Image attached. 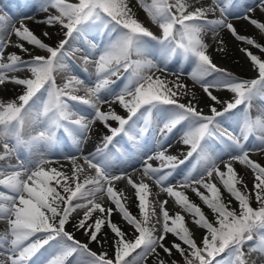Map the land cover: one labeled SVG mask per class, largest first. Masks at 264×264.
I'll list each match as a JSON object with an SVG mask.
<instances>
[{"label":"snow or ice","instance_id":"obj_1","mask_svg":"<svg viewBox=\"0 0 264 264\" xmlns=\"http://www.w3.org/2000/svg\"><path fill=\"white\" fill-rule=\"evenodd\" d=\"M9 85L0 264H264V0H0Z\"/></svg>","mask_w":264,"mask_h":264},{"label":"rangeland","instance_id":"obj_2","mask_svg":"<svg viewBox=\"0 0 264 264\" xmlns=\"http://www.w3.org/2000/svg\"><path fill=\"white\" fill-rule=\"evenodd\" d=\"M13 2H15V0H13ZM139 16H140V19L141 20H145V14L140 11L139 12ZM152 30L154 32H157L158 33V30L156 29L155 26H152V25H149ZM237 27L239 29H241V31H243V26L242 24H237ZM248 34H253L254 33V29L249 27L248 30H247ZM224 39L228 42V52L227 54H219V53H213V59H214V62H216L218 65L221 66V63H224L226 68L230 69L231 71H233L235 74H237L238 76L242 77V78H248L250 76H253L254 73L253 71L251 70L250 68V65L248 63V61H246L243 57V54L240 53L238 50H237V43L229 36L227 35L226 33L224 34ZM211 51V49H210ZM184 82L186 84L189 85V87H192V81L190 79H188L187 77H184ZM196 91H197V94L202 96V92H200L199 88L197 87L196 88ZM13 95L12 92H0V96H3L5 98L7 97H11ZM224 97H227L229 94L227 93H223L222 94ZM182 99H186V98H182ZM99 128V125L97 126ZM95 142V136L93 137V143ZM88 147H92V144L90 143L88 145ZM179 149H181V145L179 144H174V147L171 149V151L173 153H176ZM186 150V149H185ZM254 159H256L257 157L256 156H253ZM237 169L238 170H241L242 166L240 165H236ZM189 195L191 196V198L193 200H195L197 203H199L198 199L191 193H189ZM133 208V209H132ZM131 208V211L133 212V214L136 213L137 209L133 206ZM205 211H210L208 210L207 208L204 209ZM117 220H119V217L117 216ZM191 226V225H190ZM69 230H71V226H69ZM125 230L126 231H131L130 228H128L127 226L125 227ZM197 235V238L199 239L201 233L200 232H197L196 233ZM77 238L78 239H83V237H81L79 234H77ZM169 239H172V237L170 236ZM91 247L96 250L97 252L100 251V248L96 245V244H92Z\"/></svg>","mask_w":264,"mask_h":264},{"label":"bare ground","instance_id":"obj_3","mask_svg":"<svg viewBox=\"0 0 264 264\" xmlns=\"http://www.w3.org/2000/svg\"><path fill=\"white\" fill-rule=\"evenodd\" d=\"M224 36H225V35H224ZM221 66L226 67L224 63H221ZM8 89H9V90L6 91V92H12V91H11V89H12V86H11V85L8 86ZM90 149H91V147H88L86 150H90ZM131 208H132V207H131ZM132 209H133V208H132ZM115 218L117 219V217H115Z\"/></svg>","mask_w":264,"mask_h":264},{"label":"trees","instance_id":"obj_4","mask_svg":"<svg viewBox=\"0 0 264 264\" xmlns=\"http://www.w3.org/2000/svg\"><path fill=\"white\" fill-rule=\"evenodd\" d=\"M253 206H255V205H253ZM206 213H208V214H210V211H205Z\"/></svg>","mask_w":264,"mask_h":264}]
</instances>
